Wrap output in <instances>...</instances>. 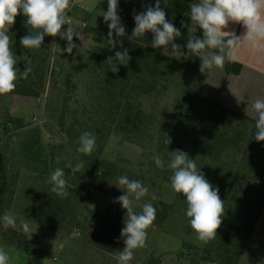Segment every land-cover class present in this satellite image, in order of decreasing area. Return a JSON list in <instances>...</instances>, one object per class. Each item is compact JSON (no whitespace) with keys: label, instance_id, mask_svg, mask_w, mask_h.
<instances>
[{"label":"trees","instance_id":"trees-1","mask_svg":"<svg viewBox=\"0 0 264 264\" xmlns=\"http://www.w3.org/2000/svg\"><path fill=\"white\" fill-rule=\"evenodd\" d=\"M194 2L198 0H160L166 18L181 31V36L174 42L180 44L185 53L188 28L183 25H191L190 5ZM155 4L156 0H118V14L125 28V36L117 37L122 42L117 51L127 49L131 59L127 64L115 59L108 60L109 57L114 58L117 51L110 53L107 48L88 53L83 56V63L73 69L80 78L77 83L72 80V74L64 73L62 60L67 54L63 51L67 46L64 42L57 43L54 49L53 37L45 36L38 50L21 46V37L30 34L22 14L9 35L12 38V50L18 58L17 67L23 71L26 61L30 60L32 71L26 80L17 81L11 95L39 99L50 81L48 90L57 94L53 102L60 108L57 111L59 124L64 127L66 103L62 101L61 93L64 89L77 87L79 83L84 84L88 104L80 108L81 120L75 117L76 122L73 121V125L67 129V134L84 168L95 174L93 187L111 199L106 212L97 216L102 226L97 232L96 249L112 254L124 227L125 210H120L121 205L116 202V198L123 195L124 191L116 190L109 183L118 177L119 168L116 163L106 162L102 158L106 141L110 133L120 135L131 143L153 140L151 132L155 116L145 110V102L154 100L153 103L158 104L170 86L177 87L178 96L168 115L173 123L172 131H165L157 147V155L164 161L165 167L158 168L154 160L150 165L171 183L172 171L167 168V163L173 156L172 152L179 149L195 159L198 169L219 189V193L225 194L226 201L223 223L216 239L202 249H189L190 263L238 264L264 209V141L257 142L254 138L255 118L202 97L203 84L210 70L200 72L199 57L189 56L177 60L164 55L163 48L151 46L153 34L150 32L144 37L129 39L135 28L134 15L143 12L148 6L155 7ZM75 12L74 6L69 14L74 15ZM195 35L203 38V31L198 30ZM115 64L118 71L113 73L111 66ZM241 69V64L237 62L226 63L228 74L238 75ZM60 79L63 85L58 86ZM52 82L56 85L53 86ZM14 122L15 130L22 128L20 119ZM161 130V127L157 130L158 134ZM3 131L7 133L8 129L6 131L4 128ZM84 132H91L96 138V147L91 155L77 151L79 137ZM16 139L14 134L11 149ZM166 139L171 142L166 144ZM10 153L8 155L0 149V215L10 207L17 184L16 175L11 172ZM152 205L156 209L155 221H165L174 212V207L169 204L153 202ZM8 231L11 237L8 245L29 255L38 253L36 248L26 243L21 233Z\"/></svg>","mask_w":264,"mask_h":264},{"label":"rangeland","instance_id":"rangeland-1","mask_svg":"<svg viewBox=\"0 0 264 264\" xmlns=\"http://www.w3.org/2000/svg\"><path fill=\"white\" fill-rule=\"evenodd\" d=\"M107 8V0H76V12L74 15L69 14L70 27L77 35V39H74L76 36L73 37L76 47L71 54H66L68 57L65 56L62 63L64 73L72 74L74 83L80 78L73 69L83 63L84 55L104 48L112 53L121 47L115 33L113 39L117 41L116 46L112 47L109 42V28L102 15ZM67 27L63 26L62 30L66 31ZM53 40L54 49L60 42L67 45V40L59 36L53 37ZM62 83L60 79L58 86L63 85ZM49 84L50 81L44 95L39 99L11 94L0 97V149L8 155L11 151V172L17 178L14 187V195L16 191L17 195L11 216L26 233V243L39 249L35 255L18 250L21 260L24 264H118V252L125 247L123 238L120 236L112 254L97 250V232L102 221L97 216L88 217L86 209H83L84 204H81V200L91 190L93 195L99 193L92 185L93 179L88 176L89 173L94 178L95 174L88 170L86 172L83 166L80 172L73 175L66 167L69 162L73 166L81 162L67 129L73 125L75 117L80 119V108L88 104L89 98L84 84L79 83L77 87L64 89L61 93L62 101L66 103L64 127L59 124L57 111L60 108L53 102L57 99V94L48 90ZM53 84L56 85L52 82ZM178 92L177 87L170 86L158 104L153 103L154 100L145 102V110L155 116L151 132L153 140L131 143L120 135L110 133L102 152L103 160L118 165V177L127 176L130 180H139L148 188L149 194L136 204V212L141 211L145 202H162L174 207L171 217H167L165 221H154L153 226L148 229L146 247L135 250L130 264H191L189 249H202L207 245L197 239L190 227L189 218L186 216L185 197L175 193L163 174L150 165L153 157L157 155L162 135L167 129L172 131L173 123L168 115L173 109ZM76 110L79 112L75 113ZM16 119L21 120L22 128L15 130ZM160 127L162 132L158 134ZM4 128L6 131L8 129L7 133L3 131ZM14 134L17 139L11 149ZM56 168L65 171L68 182L66 197L51 192L52 186L48 180ZM34 174L39 177H33ZM118 177L109 183L121 192L123 190L118 187ZM153 194L157 197L156 200L151 199ZM219 196L225 203V194L219 193ZM108 199V203L103 197L96 200V204L104 212L111 202L109 197ZM121 209L123 208L120 207ZM125 218L126 210L123 224ZM24 225L28 226V231L24 230ZM10 238L8 228L4 229L0 225V245L7 244ZM12 261L16 263L15 260Z\"/></svg>","mask_w":264,"mask_h":264},{"label":"clouds","instance_id":"clouds-1","mask_svg":"<svg viewBox=\"0 0 264 264\" xmlns=\"http://www.w3.org/2000/svg\"><path fill=\"white\" fill-rule=\"evenodd\" d=\"M108 8L103 12L104 22L108 25L109 42L115 47L116 37L125 36V28L118 14V0H107ZM74 0H0V96H8L15 91L18 80L28 78L32 71L31 61H26L23 71L17 67L18 58L12 50L10 29L14 26L16 17L20 14L26 18L25 26L29 29L28 35L21 37L20 44L24 49L38 50L42 47L45 36L67 40L63 51L71 54L76 45L73 37L77 36L70 27L69 12L74 9ZM191 25H182L188 28L187 53L181 50V45L175 39L181 36V31L166 18L165 11L156 0L155 7L148 6L143 12L134 15L135 28L132 37H144L152 33L151 46L163 48V54L177 60L189 56L199 57L201 60L200 72L214 68L223 69L225 62L238 60L240 51L247 47L252 54L264 53V0H198L190 5ZM230 24H239L243 27L242 35L227 30ZM67 25L64 31L63 26ZM203 31V38L195 33ZM122 46V42H121ZM169 46L171 51H169ZM115 59L127 62L131 59L128 50L117 51ZM125 64V63H120ZM115 65L111 66L113 73L118 71ZM255 114L254 138L257 142L264 141V98H256L245 109ZM171 141L166 139L165 143ZM77 151L84 155H91L96 147V138L91 132L80 135ZM173 156L167 163L171 169V188L175 193L182 194L186 199V216L197 239L208 244L217 237L218 229L222 226L225 215L224 201L219 196V189L214 187L198 169L195 159L179 149L172 152ZM158 168L165 167L160 156L153 157ZM66 167L74 175L81 171L83 163L74 166L69 162ZM48 183L52 186L51 192L57 196L68 195V182L65 171L56 168L51 172ZM118 187L124 194L116 198L121 207L126 210L124 227L121 237L125 247L118 252V264H130L137 249L146 247L148 229L156 219V209L150 202L143 203L140 212L135 211L138 202L149 194V190L139 180H130L127 176L117 179ZM152 200L157 197L153 194ZM4 229L15 227V219L5 214L0 217ZM28 231V226L24 225ZM18 258V256H17ZM10 250L0 247V264H11Z\"/></svg>","mask_w":264,"mask_h":264},{"label":"crops","instance_id":"crops-1","mask_svg":"<svg viewBox=\"0 0 264 264\" xmlns=\"http://www.w3.org/2000/svg\"><path fill=\"white\" fill-rule=\"evenodd\" d=\"M227 30L235 31L237 35H242L244 32L243 27L239 24H230ZM235 62L242 66L238 75L228 74L226 72L227 61L223 69L214 68L210 70L208 77L204 81L201 95L203 98L216 101L220 105L235 112L250 118H255V114L252 113L250 109L248 110V114L245 109L248 107V104L256 98H264V53L254 55L245 47L240 51L238 60ZM32 176L39 177L38 174ZM88 176L91 179L95 178L90 176L89 173ZM98 191V195H93V191L91 190L90 193L81 200V204H84L83 209H86L88 217H96L100 214H104L107 210L105 208L106 210L104 212V209L101 210L96 204V200L102 197L103 199L105 198L107 203L109 201L105 193L100 190ZM16 195L17 191L14 195L12 205L9 209L3 211L0 217H3L5 214L12 215L11 211L15 203ZM0 225L2 226V223H0ZM8 230L20 232L24 238L27 239L26 233L16 221L15 227H9ZM0 247H5L6 250H10L12 260L16 261L15 263L11 260V264H24L23 260H21V253L16 248L8 244H2ZM34 248L39 251L38 247ZM238 264H264V209Z\"/></svg>","mask_w":264,"mask_h":264},{"label":"built area","instance_id":"built-area-1","mask_svg":"<svg viewBox=\"0 0 264 264\" xmlns=\"http://www.w3.org/2000/svg\"><path fill=\"white\" fill-rule=\"evenodd\" d=\"M74 39H77V36H76V37H74Z\"/></svg>","mask_w":264,"mask_h":264}]
</instances>
